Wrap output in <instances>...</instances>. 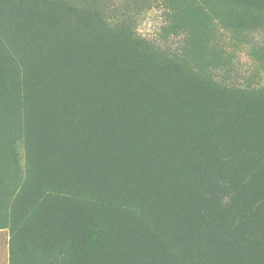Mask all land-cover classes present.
I'll return each instance as SVG.
<instances>
[{
    "label": "trees",
    "instance_id": "16d2710c",
    "mask_svg": "<svg viewBox=\"0 0 264 264\" xmlns=\"http://www.w3.org/2000/svg\"><path fill=\"white\" fill-rule=\"evenodd\" d=\"M152 1L0 0L11 264H264V0Z\"/></svg>",
    "mask_w": 264,
    "mask_h": 264
},
{
    "label": "rangeland",
    "instance_id": "374dc122",
    "mask_svg": "<svg viewBox=\"0 0 264 264\" xmlns=\"http://www.w3.org/2000/svg\"><path fill=\"white\" fill-rule=\"evenodd\" d=\"M97 2L99 4L98 7L107 13L111 11L114 6L133 8L137 16V32L139 35L147 39L155 40L157 43L162 44V46H166L171 42L164 40L161 35L162 28L166 25V19L164 15V6L160 1H152L150 3V0H97ZM222 38L227 43L228 52L236 53L235 63H237L243 75L251 77L252 74L256 72L258 76L255 77V82L264 86V70L258 71L260 66L251 51L254 45H241L239 49L235 50L232 39L228 33L222 35ZM254 41L257 45L263 44L264 48V36L256 35ZM170 45L175 46L176 43H171Z\"/></svg>",
    "mask_w": 264,
    "mask_h": 264
},
{
    "label": "crops",
    "instance_id": "0c3cea01",
    "mask_svg": "<svg viewBox=\"0 0 264 264\" xmlns=\"http://www.w3.org/2000/svg\"><path fill=\"white\" fill-rule=\"evenodd\" d=\"M11 233L7 228L0 229V264H11Z\"/></svg>",
    "mask_w": 264,
    "mask_h": 264
}]
</instances>
